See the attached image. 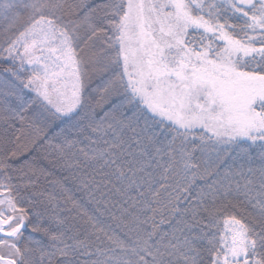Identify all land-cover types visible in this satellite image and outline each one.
<instances>
[{
	"label": "snow or ice",
	"instance_id": "obj_1",
	"mask_svg": "<svg viewBox=\"0 0 264 264\" xmlns=\"http://www.w3.org/2000/svg\"><path fill=\"white\" fill-rule=\"evenodd\" d=\"M0 264H264V0H0Z\"/></svg>",
	"mask_w": 264,
	"mask_h": 264
}]
</instances>
